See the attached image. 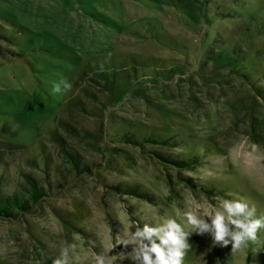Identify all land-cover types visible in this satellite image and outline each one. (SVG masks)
Masks as SVG:
<instances>
[{
    "label": "rangeland",
    "instance_id": "obj_1",
    "mask_svg": "<svg viewBox=\"0 0 264 264\" xmlns=\"http://www.w3.org/2000/svg\"><path fill=\"white\" fill-rule=\"evenodd\" d=\"M61 79L72 90L54 95ZM127 132L168 144L135 145ZM64 147L90 170L78 173ZM152 147L200 160L178 169ZM0 173L9 191L27 194V174L48 191L0 218V264H52L71 243L69 264L126 255L133 246L118 240L137 223L185 224L193 199L201 214L221 198L264 213V0H0ZM188 176L236 190L209 197ZM189 243L184 264H219L218 251L264 264L260 243L250 259V243L237 253L209 234Z\"/></svg>",
    "mask_w": 264,
    "mask_h": 264
},
{
    "label": "clouds",
    "instance_id": "obj_2",
    "mask_svg": "<svg viewBox=\"0 0 264 264\" xmlns=\"http://www.w3.org/2000/svg\"><path fill=\"white\" fill-rule=\"evenodd\" d=\"M72 87L67 79H61L53 83L51 91L54 95L61 94L71 91ZM202 207L193 199L191 207L182 213L185 224L191 230H186L185 224L171 217L154 226L144 223L141 228L137 223L135 231L117 243L132 245L131 252L114 256L96 254L93 264H115L117 257L120 260L131 259L134 264H184L191 247L189 237L193 233L201 236L209 234L216 243L225 247L231 245L232 253L244 252L250 242L258 241V233L264 229V213L258 215L256 205L244 199L221 198L218 207L212 206L211 212L203 214ZM117 244L112 246V250ZM77 247L75 243L67 244L52 264H69L70 253L76 252Z\"/></svg>",
    "mask_w": 264,
    "mask_h": 264
},
{
    "label": "trees",
    "instance_id": "obj_3",
    "mask_svg": "<svg viewBox=\"0 0 264 264\" xmlns=\"http://www.w3.org/2000/svg\"><path fill=\"white\" fill-rule=\"evenodd\" d=\"M170 137V136H168ZM127 142H130L135 145H143L145 142H150L155 145H161V144H168V141L166 139H161V137H151L144 135L141 138H136L133 134H130L129 132L126 133ZM160 138V139H159ZM65 154L67 155L69 161L71 162L73 168L78 173H83L90 170V166L86 163H82L80 156H78L76 153L72 152L71 150L64 147ZM148 154H150L153 158L158 159L159 161L163 162L167 166H172L175 168H184V167H191L194 164L199 162V154L194 153L188 158L180 157L174 153L167 152L165 150H161L157 147H152L147 150ZM47 173V171H46ZM48 176V175H47ZM48 180V179H47ZM184 180L187 182V184L194 190L202 191L207 196H218V195H229V191H235L234 187H232L231 183L226 182L224 185L221 183H197L193 176L185 177ZM4 177L0 173V218H14L20 216L23 212L29 211L35 204L39 202L42 198H44L48 193L45 186L40 183L36 177L27 174V181H28V188H27V194L23 192H17V191H9L4 186ZM49 183V180H48ZM50 185L48 184V187ZM110 188H112L115 192L119 194H129L134 196H139L146 199H152V197L148 194V192L141 190L139 186H121L119 183L111 184ZM260 235L262 238H260V242H256L258 245L257 248H255V251H259L261 254H264V229L260 230ZM255 243V244H256ZM251 247L247 249V258L250 259V257L253 254L252 245L254 243H251ZM259 253V254H260ZM218 259L219 264H230L229 263V257L224 255L222 251H218ZM249 263V261H248Z\"/></svg>",
    "mask_w": 264,
    "mask_h": 264
}]
</instances>
